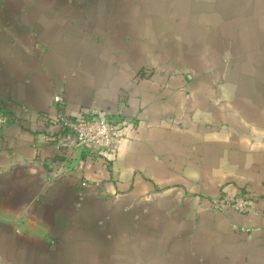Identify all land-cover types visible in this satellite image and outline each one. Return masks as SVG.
<instances>
[{
  "label": "crops",
  "instance_id": "crops-1",
  "mask_svg": "<svg viewBox=\"0 0 264 264\" xmlns=\"http://www.w3.org/2000/svg\"><path fill=\"white\" fill-rule=\"evenodd\" d=\"M0 104V264H264V0H0Z\"/></svg>",
  "mask_w": 264,
  "mask_h": 264
},
{
  "label": "built area",
  "instance_id": "built-area-1",
  "mask_svg": "<svg viewBox=\"0 0 264 264\" xmlns=\"http://www.w3.org/2000/svg\"><path fill=\"white\" fill-rule=\"evenodd\" d=\"M56 104L62 105L60 97L55 98ZM54 132L47 140L62 153L82 147H94L105 155H114L120 146L121 135L119 128L123 125H132V122L122 120L119 114H104L97 112L91 117L76 119L66 114L57 119L42 118ZM12 119L0 104V131L10 125ZM215 212H223L226 208H233L241 214H252L255 211L256 199L240 195L233 199L221 197L213 201Z\"/></svg>",
  "mask_w": 264,
  "mask_h": 264
}]
</instances>
